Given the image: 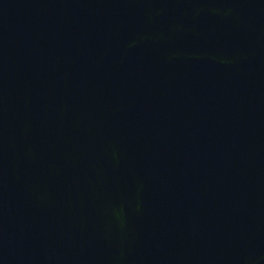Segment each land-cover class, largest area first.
<instances>
[{
    "label": "water",
    "instance_id": "95a60500",
    "mask_svg": "<svg viewBox=\"0 0 264 264\" xmlns=\"http://www.w3.org/2000/svg\"><path fill=\"white\" fill-rule=\"evenodd\" d=\"M0 264H264V0H0Z\"/></svg>",
    "mask_w": 264,
    "mask_h": 264
}]
</instances>
